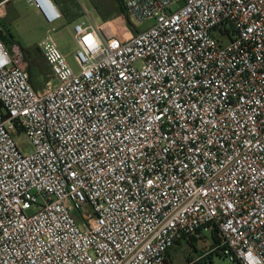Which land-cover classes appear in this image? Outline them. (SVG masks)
<instances>
[{"label":"built area","instance_id":"obj_1","mask_svg":"<svg viewBox=\"0 0 264 264\" xmlns=\"http://www.w3.org/2000/svg\"><path fill=\"white\" fill-rule=\"evenodd\" d=\"M122 3L152 25L86 10L79 70L52 27L42 88L0 37V264H173L169 248L213 229L231 264H264V0Z\"/></svg>","mask_w":264,"mask_h":264},{"label":"rangeland","instance_id":"obj_2","mask_svg":"<svg viewBox=\"0 0 264 264\" xmlns=\"http://www.w3.org/2000/svg\"><path fill=\"white\" fill-rule=\"evenodd\" d=\"M60 4L65 5L64 2L71 5L73 11L80 10V13L73 15L71 14L69 5L67 6V13L65 14L60 4L58 6L61 9L62 17L57 20L54 24L50 25L42 18L38 11L30 6L26 0H8L5 5L7 14L0 20L3 21L5 28L0 24V37L5 44L10 47L11 44L17 42L25 50L24 54L27 63L31 67L32 78L38 81L39 78H43L40 84L36 87L42 88L45 83L49 80V70H47V64L44 61L42 54L38 51V43L47 35L51 30L50 34L52 38L58 44L62 54L66 61L75 70H79V64L75 58V51L78 48L77 41L75 38L74 26L76 22L87 20L88 14L97 22L103 20L101 15L98 13L95 5L97 4L101 10L105 12H111L114 17L115 8H117L116 0H57ZM66 6V5H65ZM178 3H172L170 8L177 9ZM71 9V10H72ZM113 19V18H112ZM129 22L135 28L144 30L152 25L153 21L147 20L142 23H138L135 18L129 17ZM118 29L123 30L125 28V22L118 18L114 23ZM133 28V27H132ZM44 73V75H43ZM43 75V76H42ZM18 143L21 149L25 153L32 151V145L25 134L19 133L17 136ZM203 235L210 238V231L203 230ZM206 238H198L196 245L197 249H201L210 241ZM205 246L204 248H206ZM202 248V249H204ZM193 246H189L187 241L182 240L174 247V256L176 259L184 261V256L193 253ZM215 262L213 264H231L230 260L222 255L214 256ZM179 261V260H177Z\"/></svg>","mask_w":264,"mask_h":264},{"label":"crops","instance_id":"obj_3","mask_svg":"<svg viewBox=\"0 0 264 264\" xmlns=\"http://www.w3.org/2000/svg\"><path fill=\"white\" fill-rule=\"evenodd\" d=\"M55 2V1H54ZM56 3V2H55ZM57 4V3H56ZM58 5V4H57ZM59 7V6H58ZM59 9H60V7H59ZM60 11H61V9H60ZM7 9L5 10V14H4V16L7 14ZM3 16V17H4ZM117 19L118 18H115V20L113 21L114 23H116V21H117ZM15 43H17V42H15ZM17 44H19V43H17ZM20 45V44H19ZM11 46H12V44H11ZM11 46L9 47V48H11ZM21 46V45H20ZM21 48H22V46H21ZM23 49V48H22ZM23 51L25 52V50L23 49ZM24 67H26V68H29L30 69V72H31V67H30V65L29 64H24ZM47 70H49V67H47ZM43 75H44V73H43ZM42 75V76H43ZM32 76V75H31ZM49 77H50V70H49ZM42 77L41 78H39L38 79V81L36 80H34L33 78H32V82H33V84L35 85V86H38L39 84H40V82L42 81ZM51 79V77L49 78V80ZM48 80V81H49ZM195 240H192V239H187V238H182L181 240H180V242L182 241V240H184V241H187L188 242V244H189V246H193V250H194V252L193 253H190V254H188V255H185L184 256V261L182 262L181 261V259H176L175 258V256H174V247H175V245L176 244H178V243H176L175 245H173L171 248H169V250H168V256L170 257V259H171V261L173 262V264H185L186 262H188V261H192L193 262V264H213L214 262H215V259H214V256L215 255H222L220 252H218V249H217V246H213V239L211 238V236H210V238L209 237H206L205 235H203V232H201V233H199L198 235L196 234L195 236ZM198 238H206V239H209L208 241H210V239H211V241H210V243L209 244H206L205 246H207L206 248H204V247H202V248H204V249H197V247H196V245L198 244V242H197V239ZM179 242V243H180ZM177 260H179V261H177Z\"/></svg>","mask_w":264,"mask_h":264},{"label":"trees","instance_id":"obj_4","mask_svg":"<svg viewBox=\"0 0 264 264\" xmlns=\"http://www.w3.org/2000/svg\"><path fill=\"white\" fill-rule=\"evenodd\" d=\"M57 4H60L57 0H54ZM63 2H64V0H63ZM64 4L66 5H62V4H60L61 5V7H62V9H63V11L65 12V14L66 15H68V13H67V6L69 5V8H70V11H71V14H72V16L73 15H76V14H78V13H80V10H75V11H73V9L71 8V5L70 4H68V3H66V2H64ZM116 5H117V8H115V12H114V16H116V15H119V14H121V13H124L125 15H126V18H127V22L130 24V22H129V17H128V14H127V12H126V8L124 7V5H123V3H122V0H116ZM95 8L97 9V11H98V13L101 15V17L103 18V20H106V19H109V17H111L112 16V13L111 12H105V11H103V10H101L100 9V7L96 4L95 5ZM72 9V10H71ZM0 24L2 25V27H4L5 28V25H4V23H3V21H1L0 20ZM6 29V28H5ZM38 49V48H37ZM38 51H39V49H38ZM1 106V105H0ZM195 235H190V236H186V237H184V238H187V239H192V240H195V237H194ZM210 236H211V238L213 239V246H218L219 244H220V242H221V237H220V235H219V232H218V230L217 229H213L211 232H210ZM180 242V241H179ZM179 242H177V243H179ZM218 252H220V251H218Z\"/></svg>","mask_w":264,"mask_h":264},{"label":"clouds","instance_id":"obj_5","mask_svg":"<svg viewBox=\"0 0 264 264\" xmlns=\"http://www.w3.org/2000/svg\"><path fill=\"white\" fill-rule=\"evenodd\" d=\"M245 258L249 259V254H246ZM249 264H251V260H249Z\"/></svg>","mask_w":264,"mask_h":264}]
</instances>
